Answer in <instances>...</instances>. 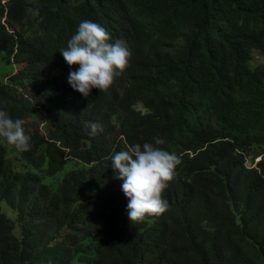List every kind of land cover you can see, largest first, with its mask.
Masks as SVG:
<instances>
[{
  "label": "trees",
  "instance_id": "1",
  "mask_svg": "<svg viewBox=\"0 0 264 264\" xmlns=\"http://www.w3.org/2000/svg\"><path fill=\"white\" fill-rule=\"evenodd\" d=\"M84 20L131 52L89 97L60 53ZM0 110L32 143L0 137V264H264V0H0ZM155 138L178 177L131 222L112 157Z\"/></svg>",
  "mask_w": 264,
  "mask_h": 264
},
{
  "label": "clouds",
  "instance_id": "2",
  "mask_svg": "<svg viewBox=\"0 0 264 264\" xmlns=\"http://www.w3.org/2000/svg\"><path fill=\"white\" fill-rule=\"evenodd\" d=\"M26 11L33 17L39 16L38 8H28ZM60 53L70 68L79 65L69 72L67 79L73 90L84 97H89L93 89L106 91L129 66L131 57L125 41H113L105 27L90 20L80 22L67 48ZM85 127L90 129L91 136L103 131V126L98 122H86ZM0 137L19 151L32 148L31 137L26 135L22 121L13 120L2 110ZM162 144V139L155 138V144L137 143L112 157V169L116 172V178L123 181L121 188L128 198L127 213L131 222H141L146 216L161 215L169 208L168 201L162 198V192L170 181L178 177L177 166L182 161L174 153L158 147Z\"/></svg>",
  "mask_w": 264,
  "mask_h": 264
},
{
  "label": "rangeland",
  "instance_id": "3",
  "mask_svg": "<svg viewBox=\"0 0 264 264\" xmlns=\"http://www.w3.org/2000/svg\"><path fill=\"white\" fill-rule=\"evenodd\" d=\"M81 157H82L83 159L85 158V160L87 159V157H86L85 155H83V154L81 155ZM257 161H258V159H255L254 162L251 163L250 158H247L246 165L252 167V166H254V164H255ZM3 207H5V206L3 205ZM8 216L11 217L10 214H9Z\"/></svg>",
  "mask_w": 264,
  "mask_h": 264
}]
</instances>
